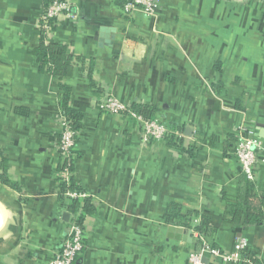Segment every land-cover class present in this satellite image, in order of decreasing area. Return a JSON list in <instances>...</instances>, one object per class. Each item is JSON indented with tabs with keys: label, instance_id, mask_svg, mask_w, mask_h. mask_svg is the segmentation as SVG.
Returning <instances> with one entry per match:
<instances>
[{
	"label": "crops",
	"instance_id": "crops-1",
	"mask_svg": "<svg viewBox=\"0 0 264 264\" xmlns=\"http://www.w3.org/2000/svg\"><path fill=\"white\" fill-rule=\"evenodd\" d=\"M67 2L74 15L45 35L74 56L59 80L34 55L43 0H0V264H51L81 216L86 248L75 264H188L204 217L213 247L230 253L246 239L264 264V226L225 214L244 177L234 155L242 126L261 140L253 184L264 192V0H157L151 18L124 12L127 0ZM62 86L83 115L69 183ZM110 97L153 111L171 135L145 141L138 121L98 109ZM71 181L83 198L70 196Z\"/></svg>",
	"mask_w": 264,
	"mask_h": 264
},
{
	"label": "built area",
	"instance_id": "built-area-1",
	"mask_svg": "<svg viewBox=\"0 0 264 264\" xmlns=\"http://www.w3.org/2000/svg\"><path fill=\"white\" fill-rule=\"evenodd\" d=\"M124 12L141 11L147 17H155L157 13V0H127L123 6ZM73 10L69 2L55 0L48 9L44 10L40 18V27L45 35L51 33L62 16L72 17ZM99 110L105 113L132 118L138 121L144 132L145 141H164L170 135V130L157 119L147 120L138 115L132 107L110 97L97 104ZM64 115V114H63ZM77 145L76 133L72 128V120L63 117L62 131L59 138V151L62 156L61 176L69 183L72 167L75 161V149ZM261 140L255 132L248 127L242 126L237 136L234 155L242 166L244 177L251 183L255 180L258 151L261 149ZM73 198H83V195L70 194ZM197 238L200 248L189 257L188 264H205L204 259L210 258L219 260L223 264H254V259L249 256V242L246 239H239L232 252L225 253L213 247L205 236L193 232ZM85 239L83 227L77 221L71 226L67 240L62 249L57 253L51 264H75L79 256L84 252Z\"/></svg>",
	"mask_w": 264,
	"mask_h": 264
},
{
	"label": "trees",
	"instance_id": "trees-1",
	"mask_svg": "<svg viewBox=\"0 0 264 264\" xmlns=\"http://www.w3.org/2000/svg\"><path fill=\"white\" fill-rule=\"evenodd\" d=\"M55 0H43L44 10L48 9ZM65 1V0H59ZM53 23L58 22L53 20ZM56 24V25H57ZM54 26V29L56 28ZM34 55L37 57L40 64L41 71L48 72L56 79L62 80L73 74L74 71V56L70 53L69 48L60 44H46L45 33L43 32L42 41L40 46L34 51ZM92 79V74H90ZM63 92L61 96V108L65 116L72 120V128L78 137L79 131L83 127V115L70 107V95L71 88L62 86ZM132 109L140 116L147 120H154L155 114L153 111L148 110L142 106H133ZM173 141V140H172ZM76 154V153H75ZM66 184L63 185V192H65ZM70 191L78 195H82V190L71 181ZM80 208L78 199H71V205L69 209L73 213H77ZM96 211L95 206L90 200L84 202L85 215H92ZM225 214L234 224L240 225L244 228L264 226V192L257 193L255 185L249 182L245 177L241 178L239 182V197L235 204L228 205L225 209ZM180 217V212L174 209L171 215L167 217L169 223L173 222V219ZM84 216L77 219L78 224L82 226ZM188 229H191L190 225L183 224ZM195 231L203 236L209 235L211 226L208 218L204 217L202 224L195 228ZM257 264V261H253Z\"/></svg>",
	"mask_w": 264,
	"mask_h": 264
},
{
	"label": "water",
	"instance_id": "water-1",
	"mask_svg": "<svg viewBox=\"0 0 264 264\" xmlns=\"http://www.w3.org/2000/svg\"><path fill=\"white\" fill-rule=\"evenodd\" d=\"M258 128H259L260 131L264 130V126L263 125H258ZM262 133L264 134L263 131H262ZM260 137H264V135L261 134ZM172 229H175V228H172ZM176 230H177L176 232L179 235V236H177V237H179V239L187 241V238H188L189 241L192 240V231H185L183 229H176ZM204 263L205 264H209V260L207 258H205L204 259Z\"/></svg>",
	"mask_w": 264,
	"mask_h": 264
}]
</instances>
